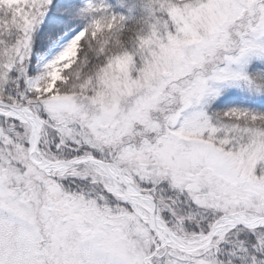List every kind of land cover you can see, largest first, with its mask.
<instances>
[{
    "label": "snow or ice",
    "instance_id": "obj_1",
    "mask_svg": "<svg viewBox=\"0 0 264 264\" xmlns=\"http://www.w3.org/2000/svg\"><path fill=\"white\" fill-rule=\"evenodd\" d=\"M0 264H264V0H0Z\"/></svg>",
    "mask_w": 264,
    "mask_h": 264
}]
</instances>
